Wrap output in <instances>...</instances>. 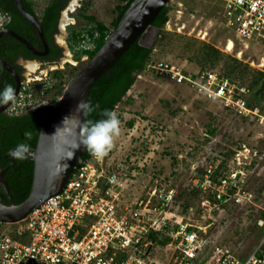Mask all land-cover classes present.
<instances>
[{"label":"rangeland","instance_id":"obj_1","mask_svg":"<svg viewBox=\"0 0 264 264\" xmlns=\"http://www.w3.org/2000/svg\"><path fill=\"white\" fill-rule=\"evenodd\" d=\"M30 1L34 3L37 15L41 16L51 0ZM118 5H121L119 0L69 2L61 15V33L56 37L64 49V59L53 67L47 65L40 70H37V65H31L35 63L25 65L27 81H31L33 77L30 76L33 75L41 79V93L32 92L33 100L28 104L16 102L17 113L56 105L62 94H57L56 87L60 81L52 73L58 70L68 72L72 68L79 71L89 61L86 56L77 60L75 52L69 48L71 32L87 36L88 31L95 27L88 23L87 16H94L113 29ZM168 6L171 10L165 31L171 33L173 43L158 46L152 54L153 61H166L180 67L185 73L215 71L222 75L225 59L214 68L206 66L204 69L199 60H192L193 53L183 49L185 39H195L210 42L223 50L225 55H233L251 67L253 64V68L264 71V66H260L264 60V44L250 41L247 46L240 42L235 31L227 26L222 2L171 0ZM180 36L182 40H179ZM230 39L235 43L232 53L225 50ZM83 47L93 48V42L88 39L77 45L76 50ZM64 79L66 87L71 78L66 75ZM244 87L248 89L250 98L248 85ZM115 112L121 122V135L105 159V164L120 168L126 180L125 204L144 199L151 188L172 187L176 191V202L163 218L175 225H211L208 232L212 241L236 251L243 258L258 248L264 229L263 124L238 117L221 103L201 98L189 85L176 84L149 70L137 77ZM239 152L241 169L247 177L246 185L256 188L258 195L252 204L226 205L222 212L215 210L209 213L202 202L210 199L211 195L193 188L194 175L201 176L212 171L219 177L226 171L237 169L235 157ZM231 193L229 191V195ZM188 208L192 210L188 212ZM16 229L14 225L0 224V234H11ZM169 255L170 252L163 250L155 254V258L166 261Z\"/></svg>","mask_w":264,"mask_h":264},{"label":"built area","instance_id":"obj_2","mask_svg":"<svg viewBox=\"0 0 264 264\" xmlns=\"http://www.w3.org/2000/svg\"><path fill=\"white\" fill-rule=\"evenodd\" d=\"M215 1L224 4L227 26L240 42L247 46L250 41L264 44V0ZM9 21L10 16L0 12V29ZM230 44L233 47L229 51ZM234 47L230 39L225 50L232 53ZM146 70L176 84L189 85L201 98L219 102L238 117L264 125V111L249 102L248 89L228 77L215 71L185 73L163 60H152ZM40 80L38 77L22 82L16 102H32L30 87H40ZM15 104L9 109L17 113ZM244 149L248 152L245 146ZM106 158L86 160L59 195L14 225L16 237L1 233L0 264H264V233L258 248L243 258L212 241L211 225H175L163 218L176 202L172 187L151 188L144 199L125 204L126 180L119 167L106 166ZM235 161L237 169L219 177L212 171L194 175L193 188L211 195L202 202L209 213L222 212L226 205L242 206L255 201L258 190L246 185L240 152ZM191 210L188 208V212ZM155 233L167 236L168 242L159 246L152 238ZM163 250L170 252L166 261L155 258Z\"/></svg>","mask_w":264,"mask_h":264},{"label":"trees","instance_id":"obj_3","mask_svg":"<svg viewBox=\"0 0 264 264\" xmlns=\"http://www.w3.org/2000/svg\"><path fill=\"white\" fill-rule=\"evenodd\" d=\"M67 1L51 0L44 9L43 14L38 16L34 8V3L30 0H23L26 11L36 16L40 21V25L49 43L51 42V34L57 32L56 28L60 19V13L67 4ZM119 1L121 5H118L116 8L117 17L113 22V29L99 22L94 16H87L85 18L88 23L95 25V27L88 31V35L84 36L83 33L76 31L71 32V36L69 37L70 47L75 52L77 60H80L84 56L91 60L95 56L134 2V0ZM170 10L169 6L165 7L152 23L153 27L159 29L157 39L152 48L143 47L137 41L115 66L92 86L89 91L88 101L93 105L95 111L87 119H103L104 117L100 113L104 109L116 111L117 106L122 103L124 97L136 83L137 77L147 71L148 64L153 60L152 54L154 50L158 46H169L173 43L171 33L165 31V26L169 21ZM0 12L7 13L12 18V21L7 24L8 28L27 39L31 45L34 46L35 43H38L32 40L33 30L35 31L36 29L20 13L14 0H0ZM182 38L180 36L179 40H182ZM88 39L93 42L92 49L82 48L76 50L77 45ZM183 43V49L193 53L192 60H199L200 65L204 69L206 66L214 68L225 59L226 62L222 75L230 78L234 82H238L240 85H248L251 92L249 98L250 103L264 109V71L251 67L249 63H245L233 55H225L223 50L210 42H198L195 39H185ZM57 52V48L54 47L51 57L55 58ZM19 56L33 59L29 51L21 43L9 35H4L0 39V58L17 68L15 62ZM77 72L78 69L72 68L68 72L58 70L52 73V76L60 81L56 87L57 94L61 95L65 89L66 80L64 77L68 75L72 79ZM9 84L14 89L16 88L15 79L5 69L1 68L0 91L3 90L5 85ZM30 88V91L33 93L36 92L39 94L41 92V87L33 88L32 85ZM30 91H27V93ZM54 106L38 107L18 116L0 113V168L6 170L5 179L9 188V193L1 189L0 196L6 205H19L28 198L32 188L34 162L30 160L29 155L26 159L16 158L14 161H12L13 158L10 156L7 159L4 157L9 155L12 150L16 149L22 143L30 146L31 153L35 151L41 128L51 114ZM130 126L132 127L133 123ZM26 133L30 135L26 137ZM91 157L92 155L85 148L77 168L73 172ZM13 236L16 237L14 232ZM152 238H154L159 246H164L169 240L162 233L152 234Z\"/></svg>","mask_w":264,"mask_h":264},{"label":"water","instance_id":"obj_4","mask_svg":"<svg viewBox=\"0 0 264 264\" xmlns=\"http://www.w3.org/2000/svg\"><path fill=\"white\" fill-rule=\"evenodd\" d=\"M20 13L29 20L48 49L46 36L38 18L26 11L23 0H14ZM171 0H134L116 29L106 39L102 48L83 66L65 87L60 99L41 128L37 146L29 154L34 162L32 188L28 198L19 205H6L0 196V224L15 225L47 200L59 195L66 187L73 171L85 150L79 144L76 108L81 100L88 101L92 86L104 76L127 53L137 41L143 47L152 48L159 29L152 23ZM20 41L31 52L37 54L31 43L14 31H2ZM4 67L15 79L16 95L21 88V78L14 68L0 58ZM11 105H0L5 113ZM67 118V119H66ZM83 123V114L78 117ZM66 119V120H65ZM16 158L9 153L8 157ZM6 170L0 168V190L9 193Z\"/></svg>","mask_w":264,"mask_h":264},{"label":"clouds","instance_id":"obj_5","mask_svg":"<svg viewBox=\"0 0 264 264\" xmlns=\"http://www.w3.org/2000/svg\"><path fill=\"white\" fill-rule=\"evenodd\" d=\"M16 99V90L12 85H5L3 90L0 91V105H14ZM93 111H95V108L89 101L81 100L77 105L76 119L77 129H79V144L77 148L83 145L92 157L99 160L108 156L115 147V142L121 135V122L117 113L109 109H104L100 113L104 117L103 119H87ZM81 113L84 117L83 123L78 118ZM25 135L27 137L30 134L26 133ZM10 154L16 158L26 159L30 154V146L22 143L12 150Z\"/></svg>","mask_w":264,"mask_h":264},{"label":"flooded vegetation","instance_id":"obj_6","mask_svg":"<svg viewBox=\"0 0 264 264\" xmlns=\"http://www.w3.org/2000/svg\"><path fill=\"white\" fill-rule=\"evenodd\" d=\"M71 0H68L67 1V4L65 5V7L63 8V10L61 11V13H60V19H59V22H58V24H57V28H56V33H53V34H51V42L49 43L48 41H47V39H46V41H47V45H48V49L47 48H45V46H44V44H43V41H42V39H41V37L39 36V34H38V32L36 31H34L33 30V37H32V40L33 41H37L38 43H35V45L33 46V48H34V50L36 51V53L37 54H34L33 52H31L27 47H25L20 41H18L17 39V41L19 42V43H21V45L22 46H24L26 49H27V51H29V53H30V56H32L33 57V59H27V58H24V57H22V56H19V57H17V59H16V62H15V64H16V66H17V68L16 67H14V66H12L11 64H9V63H7L6 61V63L8 64V65H10L12 68H14L15 70H16V72L19 74V76H20V78H21V83L22 82H26L27 80H28V77L26 76V72H27V68H26V64H30V63H35V64H31V65H37V70H40V69H42V68H44L45 66H47V67H53L54 65H57L58 63H60L63 59H64V49H63V47H61L60 46V44L57 42V40H56V37H57V35L59 34V33H61V27H60V25H61V22H60V20H61V15H62V12L66 9V7L68 6V4H69V2H70ZM12 21V18L10 17V21H9V23ZM9 23H7V24H9ZM7 24L2 28V29H0V32H2V31H13V30H11L10 28H8L7 27ZM15 32V31H14ZM18 34V33H17ZM4 35H9V36H11L10 34H8V33H4L1 37H0V39L4 36ZM21 36V35H20ZM12 37V36H11ZM14 38V37H13ZM24 38V37H23ZM15 39V38H14ZM27 40V39H26ZM28 41V40H27ZM29 42V41H28ZM30 43V42H29ZM70 41L68 42V46H69V48L71 49V47H70ZM54 47H56L57 48V55H56V57L55 58H52L51 57V53H52V49L54 48ZM2 59V58H1ZM3 61H4V59H2ZM66 64L68 63V61H66L65 62ZM33 67H35V66H33ZM1 68H3V69H5L4 67H0V70H1ZM6 70V69H5ZM36 70V71H37ZM7 71V70H6ZM8 72V71H7ZM9 73V72H8ZM11 75V74H10ZM13 77V76H12ZM33 77V79H35V78H38L39 76L37 75H33V76H30V78H32ZM14 78V77H13ZM11 108L13 107V105H11L10 106ZM42 107V106H41ZM38 108V107H37ZM34 110V109H33ZM32 111V110H31ZM28 112H30V111H28ZM5 113H7V114H9V115H15V116H18V115H21V114H24V113H26V112H20V113H16V112H14V111H12L11 109H8ZM14 160H16V158H13L12 159V161H14Z\"/></svg>","mask_w":264,"mask_h":264},{"label":"bare ground","instance_id":"obj_7","mask_svg":"<svg viewBox=\"0 0 264 264\" xmlns=\"http://www.w3.org/2000/svg\"><path fill=\"white\" fill-rule=\"evenodd\" d=\"M232 47H233L232 44H230L229 47H228V50H229V51L232 50ZM33 68H34V67H31V69H33Z\"/></svg>","mask_w":264,"mask_h":264}]
</instances>
